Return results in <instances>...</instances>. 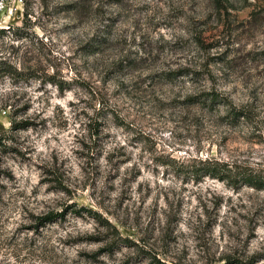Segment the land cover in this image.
<instances>
[{
  "label": "rangeland",
  "instance_id": "obj_1",
  "mask_svg": "<svg viewBox=\"0 0 264 264\" xmlns=\"http://www.w3.org/2000/svg\"><path fill=\"white\" fill-rule=\"evenodd\" d=\"M0 31V264H264V192L191 175L264 172V0H0Z\"/></svg>",
  "mask_w": 264,
  "mask_h": 264
},
{
  "label": "trees",
  "instance_id": "obj_2",
  "mask_svg": "<svg viewBox=\"0 0 264 264\" xmlns=\"http://www.w3.org/2000/svg\"><path fill=\"white\" fill-rule=\"evenodd\" d=\"M217 2L219 0H216ZM3 33V31H0ZM13 72V71H12ZM0 73H9L11 74V69L9 70L8 66L5 64H0ZM216 93L208 92L205 93L204 99L202 101L203 105H208L210 108L213 105H217L219 103L225 105L227 107V114L225 116V120L233 125L237 126L241 122H254L257 114L254 113L253 103L235 106L231 102L225 100L223 102ZM200 103V102H197ZM262 120L264 118L262 117ZM25 123L13 124V127H17V129H23ZM3 137L0 136V153L5 150V146L3 145ZM195 164L191 167V175L198 177H210L217 179L221 182H225L227 185L231 186L234 189H239L242 187H248L255 191L264 192V172L263 170H256L251 168L247 164L242 163H232L228 164L222 161H216L213 159L206 158L205 160H197L194 162ZM53 214H49L45 216L42 220L45 223L53 221Z\"/></svg>",
  "mask_w": 264,
  "mask_h": 264
}]
</instances>
